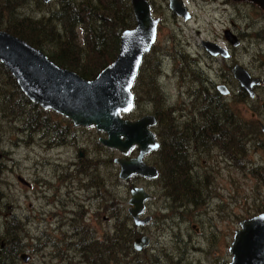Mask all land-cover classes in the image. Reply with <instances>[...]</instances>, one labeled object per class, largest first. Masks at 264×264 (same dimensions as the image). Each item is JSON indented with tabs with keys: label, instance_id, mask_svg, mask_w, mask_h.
Masks as SVG:
<instances>
[{
	"label": "rangeland",
	"instance_id": "374dc122",
	"mask_svg": "<svg viewBox=\"0 0 264 264\" xmlns=\"http://www.w3.org/2000/svg\"><path fill=\"white\" fill-rule=\"evenodd\" d=\"M181 1L191 16L189 20L173 13L168 6L169 0H148L152 15L159 19L156 41L151 48V58L156 64L151 77L160 70L161 75L156 81L154 79L153 88L162 91L165 107H174L175 116L186 124L194 113L192 105L200 104L194 100L195 91L201 88L198 80H204L203 86L210 87L209 95L220 84L227 85L233 94L236 91L228 82V68L237 63L264 81V13L256 4L246 0ZM18 13L37 17V2L31 0L28 6L18 9ZM225 30L239 38L238 47L233 48L224 41ZM202 41L227 48L230 59L211 57L202 48ZM142 79L138 81V103H134L127 117L131 121L146 115L155 116L154 111L159 106L142 88L145 84ZM0 83L8 91L6 79L0 78ZM257 93L259 99L253 102L255 105L246 103L239 105L238 109L241 116L248 119L250 109L255 107L256 120L264 124V111L260 108L264 100V83ZM224 98V102H231L230 96ZM50 118L61 126L65 125L59 117ZM72 130L73 140L65 145L49 146L41 134L23 130L21 122L0 112V244L5 223L15 216L22 224L21 239L26 244L21 253L30 256L27 262L17 259L16 264H66V259L74 252L67 244L68 241L74 242L70 219H80L82 214L81 219L89 223V227L100 226L92 212H85L87 202L91 201L88 197H92L95 191L79 186L81 178L83 184L90 180L82 171L85 163L92 161L93 166L102 162L100 169L94 171L93 175L100 177L95 183L101 185L102 181L105 182L106 189L110 188L117 197L128 199L130 196L129 185L114 176L118 166L114 163L115 169L106 165L108 158L119 156V152L111 149L108 154L95 148L96 141L104 134L93 127L77 126ZM261 140L262 145L256 142L247 145V156L240 166L227 161L216 151L211 153L210 169L213 170H201L197 164L202 162L201 158L194 159L207 188L200 195L202 203L199 206L202 207L180 208L181 214L169 210L171 199H167L158 182L133 178V183L153 195L147 201L146 213L155 216L156 222L143 227L151 237L145 257H157L154 264H230L228 247L239 221L258 214L256 210L264 206V133ZM137 152L135 148L129 156ZM155 158L145 156L149 164L155 163ZM105 230L113 232L112 219L103 222L100 231ZM71 259H75L72 262L76 264H88L79 253Z\"/></svg>",
	"mask_w": 264,
	"mask_h": 264
},
{
	"label": "trees",
	"instance_id": "16d2710c",
	"mask_svg": "<svg viewBox=\"0 0 264 264\" xmlns=\"http://www.w3.org/2000/svg\"><path fill=\"white\" fill-rule=\"evenodd\" d=\"M30 1L0 0V30L24 40L44 52L59 67L72 71L88 81L95 79L114 61L118 54L121 33L135 27L130 0H54L47 4L42 0H35L39 14L37 17L18 13V9L28 6ZM151 57L150 51L142 60L132 88L134 103H138V81L143 78L145 84L142 88L147 90L153 102L159 104L154 116L157 124L153 130L160 145L157 150L149 154L153 158L156 157L157 161L153 164L159 170V175L154 181L159 183L167 199H171L169 210L181 214L180 208L187 210L189 207L199 206L202 203L200 195L207 188L202 176L193 174L189 170L191 150L212 153L216 151V154L224 156L227 161L240 166L241 161L247 156V145L255 141L258 143L264 132L260 125H257V120L250 117L252 114L256 117L255 107L250 109L252 110L249 116L251 119L241 116L239 105L249 101V103L254 102L257 98L250 100L247 93L239 87L230 74V85L236 91L230 95L231 104H226L225 98L216 91L215 94H207L210 89L202 86L196 98L194 97V100L200 104L192 105L194 112L191 114L192 118L188 123H183L179 120V116H175L176 109L172 106L165 107L162 95L158 89L153 88V81L154 79L156 81L159 72L151 77L156 65ZM143 72L147 74L143 76ZM0 78H5L9 86L7 91L0 83L2 86L0 87V112L7 113L8 118H15L21 122L23 130L41 134L49 146L65 145L74 139L72 130L74 126L71 122L31 103L21 93L16 81L1 63ZM195 79L198 80L197 77ZM200 83L203 85L205 81L203 80L202 83L200 80ZM53 116L61 118V123L65 125L61 126L58 122L52 121L50 117ZM128 116L130 114L125 118ZM95 145L97 151L102 150L108 154L112 151L98 140ZM91 164L92 161L85 163L82 169L85 177H89V182L83 184L81 178L79 186H84L87 190L95 189L96 186L98 190L101 185L95 181L100 177L93 174L97 168L100 169L102 162L93 166ZM106 165L108 168H117L113 158L110 157ZM75 169L79 172V169ZM114 176L117 177V171ZM109 189H107L106 206L113 216L117 214L118 224L113 225L112 236L106 240V257H101L99 251H93L88 245L87 247L78 246L77 253L81 257L84 254L82 258L88 264H154L157 257L153 256L150 259L145 257L146 251L134 250L132 240L137 232L134 230L131 218L123 209L124 205L122 210L117 209L116 194ZM256 212H264V206L258 208ZM21 233V222L12 216L11 220L5 223L1 235L0 264H16L20 253L26 247L21 239ZM68 262L72 264V261Z\"/></svg>",
	"mask_w": 264,
	"mask_h": 264
},
{
	"label": "water",
	"instance_id": "95a60500",
	"mask_svg": "<svg viewBox=\"0 0 264 264\" xmlns=\"http://www.w3.org/2000/svg\"><path fill=\"white\" fill-rule=\"evenodd\" d=\"M42 1L47 4L54 0ZM249 1L264 12V0ZM130 6L135 27L121 33L116 58L95 79L89 81L59 67L44 52L24 40L0 30V63L31 103L68 119L73 126L94 127L104 132L99 142L121 154L127 155L134 146L138 148V153L133 157L114 158V163L119 166V178L126 181L134 175L155 179L159 174L154 165L144 160L147 154L159 147L152 130L157 124L155 117L146 115L134 121L122 117L133 109L134 81L143 57L156 41L159 24L147 0H130ZM168 6L183 20L190 19L181 0H169ZM224 38L235 48L240 45L238 38L229 30L224 31ZM201 45L212 57L229 58V52L215 43L202 41ZM231 75L249 98L254 99V88L263 83L262 79L251 76L239 64L231 68ZM217 90L223 96L229 94L224 85L217 86ZM261 108L264 111V102ZM258 124L264 131L263 123L258 121ZM149 198L151 194L142 186L130 189L127 211L135 225H143L151 220L150 215L141 217L145 201ZM149 241L148 235L140 236L134 240L133 247L142 250L149 245ZM228 251L231 254L230 264H264V212L239 221ZM29 257L25 252L20 255L23 262H27Z\"/></svg>",
	"mask_w": 264,
	"mask_h": 264
},
{
	"label": "flooded vegetation",
	"instance_id": "af4514ba",
	"mask_svg": "<svg viewBox=\"0 0 264 264\" xmlns=\"http://www.w3.org/2000/svg\"><path fill=\"white\" fill-rule=\"evenodd\" d=\"M148 1V0H147ZM234 1H236V2H240V1H237V0H234ZM248 1V0H247ZM150 4V3H149ZM151 6V5H150ZM157 31H158V29H157ZM231 33H233V32H231ZM233 35H235L234 33H233ZM236 36V35H235ZM223 37H224V32H223ZM237 37V36H236ZM238 38V37H237ZM238 40H239V38H238ZM224 41L226 42V43H228L226 40H225V38H224ZM240 41V40H239ZM241 43V42H240ZM229 44V43H228ZM230 45V44H229ZM202 46V45H201ZM231 46V45H230ZM233 47V46H232ZM203 48V47H202ZM233 48H235V47H233ZM204 49V48H203ZM227 51H228V49L227 48H225ZM229 52V56H231V54H230V51H228ZM211 56V55H210ZM212 57V56H211ZM215 58V57H214ZM230 59V57L228 58V59H226V60H229ZM235 64H237V63H235ZM234 64V65H235ZM233 65V66H234ZM232 66V67H233ZM231 67V68H232ZM231 68H230V74H231ZM160 71V70H159ZM232 76V75H231ZM158 77H160V75L158 76ZM232 78H233V76H232ZM158 79V78H157ZM233 80H234V78H233ZM202 81V83H203V80H201ZM235 81V80H234ZM263 81V80H262ZM199 82H200V80H199ZM229 83H230V79H229V81H228ZM263 83H264V81H263ZM263 83L261 84V85H259V86H256L255 88H254V90H255V92H256V96H255V98L254 99H259V96L257 95V89H258V87H262L263 86ZM220 85H224V86H226L227 87V89H228V91H229V94L228 95H226V96H223V95H221L220 93H219V91L217 90V86H219V85H217L216 87H215V91L216 92H218L222 97H229L230 95H231V91L229 90V87L227 86V85H225V84H220ZM203 85H201V87H202ZM197 92V91H196ZM249 97V96H248ZM254 99H252V100H254ZM251 100V99H250ZM262 102H264V100L262 101ZM261 102V103H262ZM261 105V104H260ZM260 108H261V106H260ZM262 109V108H261ZM263 111V110H262ZM251 117H254L255 118V120H256V117H255V115L253 116H251ZM261 122V121H260ZM136 147H134L133 149H135ZM132 149V150H133ZM114 150V149H113ZM114 151H116V150H114ZM80 153H82V152H80ZM212 152H208V151H205V152H203V151H200V150H191V167L189 168V170H190V172L191 173H193V174H196V175H202V174H199L198 173V169L196 168L197 166H196V164L195 163H197V162H195L194 161V159H200L201 158V161L202 162H200V164L199 163H197L200 167H202L201 168V170H213V169H210V167L212 166L211 164H210V160L212 161V158H213V154H211ZM149 154H151V153H149ZM148 154V155H149ZM121 156H124V155H122L121 154ZM128 157V156H127ZM144 160H145V158H144ZM145 162L147 163V161L145 160ZM149 164V163H148ZM150 165H154L155 166V164H150ZM156 167V166H155ZM157 168V167H156ZM158 169V168H157ZM158 172H159V170H158ZM135 177H141V176H139V175H135V176H133L131 179H129L128 180V182H125L126 184H128L129 185V187H127L128 188V190H129V193H130V189L132 188V187H135V186H140V185H136L135 183H133V178H135ZM141 178H143V177H141ZM203 179V178H202ZM102 180H104L103 178L101 179V181ZM153 180H155V179H153ZM143 187V186H142ZM107 186H106V184H105V182H101V188L100 189H98L97 190V188H96V186H95V193H94V195L92 196V197H88V199H90L91 201L90 202H87V208H85L86 209V211L85 212H87L88 211V213L89 212H92V214L94 215V218L95 219H97L98 220V222H99V224H100V226L99 227H93V226H91V227H89V223H87V222H84L81 218H82V214H81V218L80 219H78V220H76V224H75V220H73V219H70V221H71V227H72V232L71 233H73V234H71V235H73V239H74V242H70V241H68L67 242V244H68V247L69 248H73L74 249V252H73V255H69V258H67L66 259V254H65V258L64 259H66L67 260V262H66V264H69V260L70 261H74L75 259H71V258H73L74 257V255L75 254H77V251H76V248L79 246H82V245H84V246H86L87 247V245L88 246H90V248L93 250V251H99L100 252V254H101V257H106V254H107V239H108V237H111L112 236V233L113 232H108V230H105V231H100V228L102 227V224H103V222H105V221H107V219H112L113 220V225H115L116 226V224H118V218H117V214L115 215V216H113V213H111V212H109L108 211V207L106 206V193H107ZM145 189V188H144ZM146 190V189H145ZM153 198V195L151 194V198L150 199H148L147 201H149V200H151ZM200 198L202 199V196H200ZM123 199V200H122ZM127 198L124 196L123 198L122 197H117V195L115 196V202H116V206H117V209L118 210H122V206H123V209H125L126 210V212H127V214L129 215V213H128V211H127V209H128V207H129V205H128V203H127ZM147 201H145V209H144V213L141 215V217H144V216H146V215H150V214H147L146 213V210H147ZM93 202L95 203V205H93ZM115 210V212H116V209H114ZM84 212V213H85ZM116 213H118V212H116ZM110 214V215H109ZM85 215V214H84ZM107 215V216H106ZM109 215V216H108ZM151 216V215H150ZM129 217L131 218V216L129 215ZM77 219V218H76ZM82 220V221H81ZM131 220H132V218H131ZM81 221V222H80ZM155 223L156 221H155V216H151V220L148 222V223H146V224H143V225H135L134 224V222H133V220H132V223H133V226H134V230H136V232H137V235L133 238V240H132V245H133V242H134V240L136 239V238H138V237H140V236H143V235H147L146 234V232L144 231V229H143V227H145L146 225H148L149 223ZM113 231H114V227H113ZM149 236V235H148ZM76 238H77V240H76ZM149 238H150V243H151V237L149 236ZM85 242V243H84ZM150 243H149V245H150ZM148 245V246H149ZM148 246H146V247H143V249L142 250H136L134 247V250H136V251H138V252H142V251H145V249L148 247ZM63 256V255H62ZM83 256H84V254H83ZM82 256V257H83ZM76 262V261H75ZM87 262V261H86ZM88 263V262H87ZM72 264H76V263H73L72 262Z\"/></svg>",
	"mask_w": 264,
	"mask_h": 264
},
{
	"label": "bare ground",
	"instance_id": "6f19581e",
	"mask_svg": "<svg viewBox=\"0 0 264 264\" xmlns=\"http://www.w3.org/2000/svg\"><path fill=\"white\" fill-rule=\"evenodd\" d=\"M210 2H211V1H210ZM202 3H203V2H202ZM207 3H208V2H207ZM153 17H154V16H153ZM229 57H230V56H229ZM195 60H196V59H195ZM228 69H230V68H228ZM230 83H231V82H230ZM215 86H216V85H215ZM209 88H210V87H209ZM209 88H208V89H209ZM199 90H200V88H199ZM142 91H143V90H142ZM155 91H156V90H155ZM196 91H197V90H196ZM196 91H195V92H196ZM161 92H162V91H160V93H161ZM200 92H201V91H200ZM204 92H205V91H204ZM212 92H213V90H212ZM158 93H159V92H158ZM196 93H197V92H196ZM133 94H134V93H133ZM162 94H163V93H162ZM207 94H208V93H207ZM213 94H215V93H213ZM205 95H206V94H205ZM157 96H158V95H157ZM163 96H164V95H163ZM195 96H196V95H195ZM153 97H154V95H153ZM187 97H188V95H187ZM147 98H148V97H147ZM149 98H150V97H149ZM149 98H148V99H149ZM239 98H240V97H239ZM245 98H246V96H245ZM163 99H164V98H163ZM207 99H208V98H207ZM242 99H244V98H242ZM247 100H248V99H247ZM251 100H252V99H251ZM248 101H249V100H248ZM243 102H244V101H243ZM246 102H247V101H246ZM249 102H250V101H249ZM249 102H248V103H249ZM251 103H253V102H251ZM226 104H227V103H226ZM228 104H229V103H228ZM230 104H231V103H230ZM253 104H254V103H253ZM254 105H255V104H254ZM254 105H252V106H254ZM252 106H251V107H252ZM260 106H261V105H260ZM154 112H155V111H154ZM249 113H250V112H249ZM250 115H251V113H250ZM226 117H227V116H226ZM250 117H251V116H250ZM250 117H249V118H250ZM253 118H254V117H253ZM256 118H258V117H256ZM229 119H230V118H229ZM250 119H251V118H250ZM254 121H255V120H254ZM209 122H210V121H209ZM217 123H218V122H217ZM257 125H258V124H257ZM247 130H248V129H247ZM249 130H250V129H249ZM247 133H249V131H248ZM247 135H248V134H247ZM247 140H249V138H248ZM251 140H252V139H251ZM262 141H263V140H262ZM262 141H261V143H262ZM246 142H247V141H246ZM248 142H249V141H248ZM255 142H257V141H255ZM259 142H260V141H259ZM259 142H258V144H259ZM261 143H260V144H261ZM261 145H262V144H261ZM247 148H249V146H247ZM206 149H208V148H206ZM210 149H211V148H210ZM187 155H188V154H187ZM191 163H192V162H191ZM199 207H200V206H199ZM201 207H202V206H201ZM201 207H200V208H201ZM188 215H189V214H188ZM180 216H181V215H180ZM184 217H185V216H184ZM180 218H181V217H180ZM183 221H187V220H186V219H185V220L183 219ZM177 222H178V221H177ZM177 224H178V223H177ZM177 224H176V225H177ZM183 224H184V223H183ZM7 225H8V224H7ZM9 225H10V224H9ZM177 226H178V225H177ZM9 227H10V226H9ZM180 227H181V226H180ZM178 230H179V229H178ZM179 232H181V229L179 230ZM175 233H176V232H175ZM177 233H178V232H177ZM176 235H177V234H176ZM178 235H179V234H178ZM172 237H174V236L172 235ZM176 237H177V236H176ZM187 240H188V239H187ZM185 241H186V240H185ZM189 241L192 242V240H189ZM190 244H191V243H190ZM188 245H189V244H188ZM192 246H193V245H191V247H192ZM194 247H195V244H194ZM197 248H198V247H197ZM186 249H187V248H186ZM190 249H191V248H190ZM190 249H189V247H188V250H190ZM195 249H196V247H195ZM190 251H191V250H190ZM188 252H189V251H188ZM193 252L195 253L194 250H193ZM196 252H197V250H196ZM199 252H200V251H199ZM191 253H192V252H191ZM185 254H186V252H185ZM188 254H189V253H188ZM183 255H184V254H183ZM190 255H191V254H190ZM195 255H196V254H195ZM185 256H186V255H185ZM191 256H192V255H191ZM191 256H190V257H191ZM190 257H189V258H190ZM81 258H82V257H81ZM178 258L181 259V257H178ZM183 258H184V257H183ZM187 258H188V257H187ZM185 259H186V258H184V260H185ZM185 261H186V260H185ZM189 262H190V261H189ZM175 264H177V263L175 262Z\"/></svg>",
	"mask_w": 264,
	"mask_h": 264
}]
</instances>
